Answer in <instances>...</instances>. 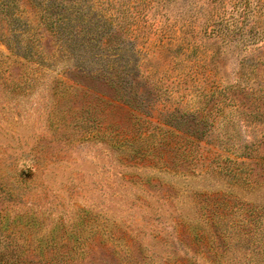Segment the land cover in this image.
<instances>
[{
    "label": "rangeland",
    "instance_id": "obj_1",
    "mask_svg": "<svg viewBox=\"0 0 264 264\" xmlns=\"http://www.w3.org/2000/svg\"><path fill=\"white\" fill-rule=\"evenodd\" d=\"M0 264H264V0H0Z\"/></svg>",
    "mask_w": 264,
    "mask_h": 264
}]
</instances>
